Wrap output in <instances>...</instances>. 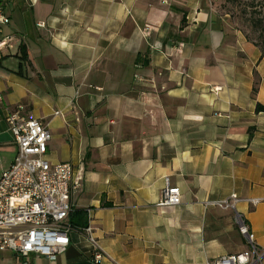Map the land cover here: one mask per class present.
Masks as SVG:
<instances>
[{"label":"crops","instance_id":"obj_1","mask_svg":"<svg viewBox=\"0 0 264 264\" xmlns=\"http://www.w3.org/2000/svg\"><path fill=\"white\" fill-rule=\"evenodd\" d=\"M211 1L0 0V176L6 116L41 120L46 158L79 182L67 221L105 254L72 231L54 259L0 264H206L248 248L236 212L264 249V56ZM166 181L180 204L156 205Z\"/></svg>","mask_w":264,"mask_h":264},{"label":"built area","instance_id":"obj_2","mask_svg":"<svg viewBox=\"0 0 264 264\" xmlns=\"http://www.w3.org/2000/svg\"><path fill=\"white\" fill-rule=\"evenodd\" d=\"M9 17L0 3V25L8 24ZM5 40L0 42V47ZM17 153L11 166L0 176V251L10 250L20 256L31 253L54 259L70 243V232L87 237L94 248L95 263L102 261L104 252L98 245L91 224L74 227L67 221L73 210L71 193L79 187L72 179L70 163L51 164L46 158L52 135L44 123L35 118H23L17 112L6 116ZM240 198L231 194L215 204L235 209ZM182 201L179 187L166 181L157 206H175ZM255 205L258 199H248ZM235 223L248 248L235 254H226L208 260L206 264H259L264 249L255 244L254 233L238 212Z\"/></svg>","mask_w":264,"mask_h":264},{"label":"rangeland","instance_id":"obj_3","mask_svg":"<svg viewBox=\"0 0 264 264\" xmlns=\"http://www.w3.org/2000/svg\"><path fill=\"white\" fill-rule=\"evenodd\" d=\"M212 10L230 30H240L264 50V0H212Z\"/></svg>","mask_w":264,"mask_h":264},{"label":"trees","instance_id":"obj_4","mask_svg":"<svg viewBox=\"0 0 264 264\" xmlns=\"http://www.w3.org/2000/svg\"><path fill=\"white\" fill-rule=\"evenodd\" d=\"M252 43H254V42H252ZM254 44L260 49V47H259L256 43H254ZM260 51H261V53H262V56H264V50H261V49H260ZM256 111H257V112H259V111H264V105L257 104V105H256Z\"/></svg>","mask_w":264,"mask_h":264}]
</instances>
